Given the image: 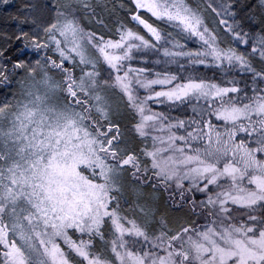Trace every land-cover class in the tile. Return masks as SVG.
<instances>
[{
  "label": "snow or ice",
  "instance_id": "1",
  "mask_svg": "<svg viewBox=\"0 0 264 264\" xmlns=\"http://www.w3.org/2000/svg\"><path fill=\"white\" fill-rule=\"evenodd\" d=\"M0 22V264H264V0Z\"/></svg>",
  "mask_w": 264,
  "mask_h": 264
},
{
  "label": "trees",
  "instance_id": "2",
  "mask_svg": "<svg viewBox=\"0 0 264 264\" xmlns=\"http://www.w3.org/2000/svg\"><path fill=\"white\" fill-rule=\"evenodd\" d=\"M17 3H20V0H17ZM13 27H14V23L12 24V26H9V25L4 24L3 22H0V29H7L8 31H12ZM26 54L30 55V53H27V50H26ZM189 114L191 113L189 112Z\"/></svg>",
  "mask_w": 264,
  "mask_h": 264
}]
</instances>
